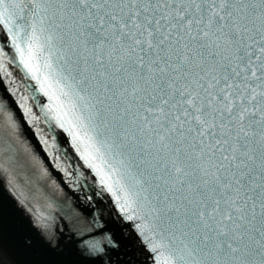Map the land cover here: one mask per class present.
Masks as SVG:
<instances>
[{"label": "snow or ice", "instance_id": "obj_1", "mask_svg": "<svg viewBox=\"0 0 264 264\" xmlns=\"http://www.w3.org/2000/svg\"><path fill=\"white\" fill-rule=\"evenodd\" d=\"M38 243L264 264V0H0V264Z\"/></svg>", "mask_w": 264, "mask_h": 264}, {"label": "water", "instance_id": "obj_2", "mask_svg": "<svg viewBox=\"0 0 264 264\" xmlns=\"http://www.w3.org/2000/svg\"><path fill=\"white\" fill-rule=\"evenodd\" d=\"M11 109H12L14 116L19 120L20 131L23 135L24 140L27 143L31 144L33 149L37 153H39L41 156H44L43 150L40 148L39 142L35 138V134L31 131V129L27 127L24 121L20 119L21 113L19 109L16 107L15 103H12ZM62 146H66V145H62ZM45 160H46V157H45ZM55 175L59 177L60 174L55 173ZM7 206L9 209V214L18 224L21 222L27 223L29 219L27 213L23 209L19 208L16 205V202L12 200L11 197H8ZM64 242L67 244V247L69 249L72 248V243L70 240L64 241ZM11 255L17 259L31 258V259L42 262V264H47V262L57 259V257H55V254L50 252L46 247H44L42 243H38L37 248L31 253L21 255L15 250H11Z\"/></svg>", "mask_w": 264, "mask_h": 264}]
</instances>
